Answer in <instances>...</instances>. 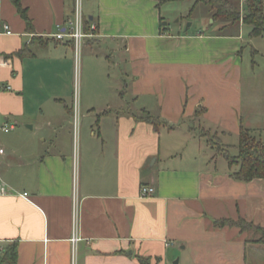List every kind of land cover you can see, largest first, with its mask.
<instances>
[{"label": "crops", "instance_id": "0c3cea01", "mask_svg": "<svg viewBox=\"0 0 264 264\" xmlns=\"http://www.w3.org/2000/svg\"><path fill=\"white\" fill-rule=\"evenodd\" d=\"M189 1L83 0L75 120L72 43L54 39L72 0H19L30 28L0 0V247L16 245V264H251L247 247L264 250L252 231L214 227L264 228V180H234L189 124L239 138L244 54L259 52L209 14L197 33L166 34L162 10Z\"/></svg>", "mask_w": 264, "mask_h": 264}, {"label": "rangeland", "instance_id": "374dc122", "mask_svg": "<svg viewBox=\"0 0 264 264\" xmlns=\"http://www.w3.org/2000/svg\"><path fill=\"white\" fill-rule=\"evenodd\" d=\"M192 1L185 2V3H176V4H169L165 6L162 10L164 13L165 19L161 22V24H167L164 26L166 34H175L178 30H182V32L188 31L189 34L197 33V25L199 22H202V19L209 14L207 7L203 6L202 4H198L197 6L193 7ZM235 6L240 9L242 13L246 10V5L249 2L260 3L262 6V10L264 13V0H230ZM193 7V8H192ZM190 17H187L188 13H190ZM189 25L191 27H189ZM211 28V27H210ZM227 31L230 33L238 34L244 33V41L249 39V27L248 26H238V25H231L227 27ZM251 45H254L257 49L259 54H253L250 56V49L247 48L245 52V70L251 72V68L253 71V75H249V78H245L242 82V93H243V112H242V119L243 123L241 124L244 128L249 129L253 132L254 137L258 140L264 142V34L262 37L251 39ZM247 43V42H246ZM251 61L254 63L251 64ZM81 63H82V55H81ZM77 67L76 76H75V93L76 96L79 97V88H80V76H81V67L82 64ZM246 72V71H245ZM182 83V82H181ZM164 92L161 87V93ZM173 93L176 95H182L184 93L183 86H174ZM251 97L253 98L251 100ZM147 98L145 97V101ZM252 102V103H251ZM252 105V107H251ZM252 108V109H251ZM190 126L193 128L196 134L204 137L207 143L210 145L215 146V152L217 156L215 157H222L223 154H229L231 156L237 155V144L238 138L228 134L226 138L221 137L219 133H214L213 131L207 130L202 128L200 124H198V120L193 118L190 121ZM220 156V157H219ZM248 231H252L251 229H246L243 232L247 233ZM257 235V234H256ZM251 234L247 235L250 239ZM256 240L259 239V235L256 236ZM256 240H253L252 243H255ZM257 244V243H255ZM253 247H247V256L250 257L251 255V264H257V260H261L262 256L264 255V250H257L254 253L252 250ZM257 260H256V259ZM255 259V261H254Z\"/></svg>", "mask_w": 264, "mask_h": 264}, {"label": "trees", "instance_id": "16d2710c", "mask_svg": "<svg viewBox=\"0 0 264 264\" xmlns=\"http://www.w3.org/2000/svg\"><path fill=\"white\" fill-rule=\"evenodd\" d=\"M17 14L30 28V21L26 16L25 10L19 4V0H11ZM158 3L177 2L181 0H156ZM193 7L202 4L207 7L209 15L213 22L219 21L224 23V27L239 24L240 22L250 28L249 37L251 39L262 37L264 34V13L260 3L249 2L246 5L244 13L238 9L230 0H195ZM192 11V10H191ZM191 11L189 14H191ZM145 121L157 127L158 120L150 116L145 117ZM215 148L214 145H211ZM230 167L236 170L231 173V177L240 182H250L255 179L264 180V142L254 137L253 132L241 128L239 132L237 155L231 156L223 154ZM215 228L235 227L243 232L251 229L252 232L259 235V239L255 241L257 244L264 245V228L247 223L242 218L237 221L219 220L214 221ZM139 264H150L149 259L140 257ZM17 247L15 244L5 247L0 252V264H16Z\"/></svg>", "mask_w": 264, "mask_h": 264}, {"label": "built area", "instance_id": "2783aa9c", "mask_svg": "<svg viewBox=\"0 0 264 264\" xmlns=\"http://www.w3.org/2000/svg\"><path fill=\"white\" fill-rule=\"evenodd\" d=\"M72 2H73L72 19L68 23V28L54 35V39L57 41H63L65 39L71 41L74 51L75 69L77 71L78 69L77 67H79L81 63V51L84 44V40L88 37V35L84 33V15L82 8L83 0H72ZM4 29L8 35L11 34L8 26H4ZM74 103H75L74 117L76 120L78 95L76 96L75 90H74ZM0 130L6 133L9 131L7 126L1 127ZM0 154H2V150H0ZM1 192H4V189H1ZM154 193H155L154 189L150 187H143L140 189L141 197H150ZM23 196L25 197V194ZM71 219H72V233L70 238V244H71L72 256L74 257V255L76 254L77 245L81 241V238L79 237L78 234L79 211H78V203L76 199L73 200ZM0 251H1V247H0Z\"/></svg>", "mask_w": 264, "mask_h": 264}, {"label": "water", "instance_id": "95a60500", "mask_svg": "<svg viewBox=\"0 0 264 264\" xmlns=\"http://www.w3.org/2000/svg\"><path fill=\"white\" fill-rule=\"evenodd\" d=\"M173 264H178V261L176 260V261H174V263Z\"/></svg>", "mask_w": 264, "mask_h": 264}]
</instances>
